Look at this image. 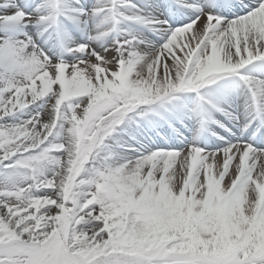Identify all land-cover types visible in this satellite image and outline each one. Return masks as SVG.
Listing matches in <instances>:
<instances>
[{"label": "snow or ice", "instance_id": "1", "mask_svg": "<svg viewBox=\"0 0 264 264\" xmlns=\"http://www.w3.org/2000/svg\"><path fill=\"white\" fill-rule=\"evenodd\" d=\"M0 264H264V0H0Z\"/></svg>", "mask_w": 264, "mask_h": 264}]
</instances>
